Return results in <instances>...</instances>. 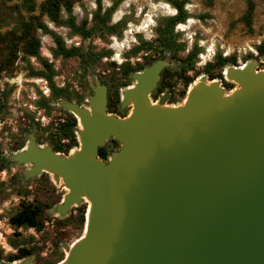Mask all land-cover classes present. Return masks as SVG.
Masks as SVG:
<instances>
[{"label": "water", "instance_id": "water-1", "mask_svg": "<svg viewBox=\"0 0 264 264\" xmlns=\"http://www.w3.org/2000/svg\"><path fill=\"white\" fill-rule=\"evenodd\" d=\"M171 64L157 60L133 73L120 108L108 112L109 88L89 82L88 106H59L80 122L69 155L34 134L9 160L48 173L68 190L55 212L65 217L87 199L86 232L58 264H264V70L230 67L227 94L202 77L183 105L151 95ZM121 149L100 158L108 141ZM0 264H32L31 259Z\"/></svg>", "mask_w": 264, "mask_h": 264}, {"label": "rangeland", "instance_id": "rangeland-1", "mask_svg": "<svg viewBox=\"0 0 264 264\" xmlns=\"http://www.w3.org/2000/svg\"><path fill=\"white\" fill-rule=\"evenodd\" d=\"M45 1L35 0L37 9L34 13H29L23 7L22 0H0V32L6 33L19 29L21 23L28 21L31 16H40V7ZM116 1L102 0L105 9L111 7ZM252 1L255 3V12L252 27L249 28L243 20L248 9V0H190L186 10L191 18L186 24H179L175 29V32L179 34L178 43L186 46L184 52L166 51L162 55L160 50L153 49L144 51L129 60L132 65L145 62L151 65L160 59L167 60L171 65L162 75L168 72L167 77L173 76L175 79L184 65L182 59L195 47L199 48L201 51L195 70L189 73L194 76L195 72H198L199 76L186 89V97L182 98L185 102L194 83L202 77H207L209 80L204 71L207 64L213 63L220 54L224 58L236 56V63L227 65L223 69V79H216L226 93L231 94L238 86L226 79L225 74L228 68H240L249 62H257L256 70H264V56H259L257 51V47L264 43V0ZM96 10L95 0H82L74 6V14L79 22L86 18L91 22ZM176 14L177 10L168 4L167 0H123L111 21V24L126 23L123 37L95 35L88 40H83L79 36L72 37L68 28L56 27L47 17H44V23L50 30L62 36L69 48L82 47L85 51L96 53L112 51L113 54L110 58H104L93 66L83 64L76 57L55 58L53 55V50L56 48L55 42L50 35L39 31L38 37L42 42L41 55L53 65L57 73L54 82L59 88L68 89L73 97L70 101L87 107L88 97L92 94L89 82L100 80L108 86L110 97L113 71L109 63L116 62L121 65L126 62L130 52L140 44L141 39L151 42L158 36L156 28L159 19ZM148 64L147 67L150 66ZM30 65L36 70L42 69L36 59H30ZM128 83L129 87L120 89L121 99L123 91L135 84L131 76ZM227 84L233 89L229 90ZM0 86L8 96L4 115L0 119V162L1 159L6 162V167L0 171V259L9 262V256L18 255L21 248L32 251L33 254L25 258L31 259L32 264L56 262L62 255L65 259L71 246L84 236L76 219L82 207L89 208V202L85 201L73 207L65 217L58 215L55 209L62 203L64 195L68 192L63 187V183L57 182L54 176L48 173L26 179L25 176L31 165L10 161L9 156L26 147L30 134L35 135L39 145L52 147L50 133L55 131L58 123H63L66 116L71 114L63 110L59 102L69 99L52 100L49 109L41 108V99L43 97L50 99L52 96L49 82L44 78L29 77L28 63L21 60L16 63V70L13 73L3 75ZM151 99L153 103H156L153 95ZM184 102L178 100V103L182 105ZM178 103L175 105L177 106ZM131 111L132 107L121 110L119 104L117 111L110 114L123 118L129 116ZM48 125H51L52 129L45 132L44 128ZM80 128L81 125L78 122L75 128L78 142ZM114 141L110 140L103 146L110 151L109 157L122 147V144L119 142L115 144ZM19 142H24V147L16 151L15 146ZM67 142L61 141L62 144ZM79 147L80 143L68 155ZM22 202H38L45 207L43 218L46 224L43 231L24 228L16 230L12 227L10 219L18 212ZM25 259L14 262H22Z\"/></svg>", "mask_w": 264, "mask_h": 264}, {"label": "trees", "instance_id": "trees-1", "mask_svg": "<svg viewBox=\"0 0 264 264\" xmlns=\"http://www.w3.org/2000/svg\"><path fill=\"white\" fill-rule=\"evenodd\" d=\"M82 0H46L40 7V16H31L28 21H23L19 29L8 31L6 33L0 32V81L3 79L4 74H11L16 70V63L18 60L28 63L29 77L32 78H44L49 82L52 96L50 99H41V108L49 109V104L52 100L69 99L73 97L69 94L68 89L59 88L55 82L54 77L57 75L53 65L41 55L42 42L38 37V32L41 31L45 35H50L56 44V48L53 50L55 58H79L85 65H96L104 58H110L113 54L112 51L92 52L85 51L82 47H68L62 36L49 29L44 23L43 18L47 17L50 23L56 27H65L70 30L72 37L79 36L83 40H88L100 35L105 36H117L123 37V31L126 27L125 22H118L111 24L112 16L116 13L119 5L123 0H117L111 7L104 8L102 0H95L97 4V10L93 13L91 22L88 18L79 22L77 16L74 14L75 4ZM174 9L177 10V14L172 17H165L158 20V27L156 28L157 37L149 42L141 39V42L136 46L129 54L127 61L121 65L116 62H110V68L113 71V79L110 86L109 97V113H115L118 105L121 104L120 89L129 87V77L133 73L141 72L146 69L148 63H137L132 65L130 62L131 57H137L142 52L150 50H160L162 55L166 51L184 52L186 46L178 43L179 34L175 32L176 27L179 24H186L188 19L191 18L190 14L186 10V5L190 0H167ZM23 7L29 12L34 13L37 9L35 0H22ZM255 12V3L252 0H248V9L243 18L245 24L251 28L253 24V17ZM200 49L195 47L185 58L182 59L183 67L180 73L167 77L166 72L163 75V81L159 92H162L166 87L172 86L173 80L181 82L184 89L177 92L176 97H173L172 102H176L179 99L186 97V89L194 82L199 76L198 72H195L194 76L189 75L190 72L195 70V65L200 53ZM259 56H264V43L257 47ZM253 57V56H251ZM36 59L42 69L36 70L30 65V59ZM237 61L236 56L222 57L218 55L213 63L207 64L204 71L208 75L209 80L223 79L222 71L230 64H235ZM150 65V64H148ZM119 69V72H117ZM228 89L232 90L233 87L227 84ZM8 96L2 91L0 86V119L4 115V106H6ZM78 125V120L72 114H68L63 123H58L55 131L50 133L52 137L51 146L57 153H68L75 147L79 146L78 138L75 135V128ZM51 125L44 128V131H50ZM68 141L62 144L61 141ZM115 144H119L114 141ZM24 147V142H19L15 146V150H21ZM110 151L107 148H100V158L107 160ZM6 167V162L1 159L0 171ZM87 207L80 209L79 216L77 217V223L79 228L85 231L87 221ZM45 207L41 203L36 202H22L18 212L10 219V224L16 230L35 229L41 232L45 229V220L43 214ZM33 253L29 249L21 248L18 255H11L8 258L9 262L25 259L31 256ZM64 259V256L56 262H50L49 264H58Z\"/></svg>", "mask_w": 264, "mask_h": 264}, {"label": "flooded vegetation", "instance_id": "flooded-vegetation-1", "mask_svg": "<svg viewBox=\"0 0 264 264\" xmlns=\"http://www.w3.org/2000/svg\"><path fill=\"white\" fill-rule=\"evenodd\" d=\"M162 81H163V75H162V79L160 81V83L158 84V88L156 89V91L152 94L154 96V99L156 102H159L161 97L163 96H168V100H167V105L166 106H170V107H176L175 103H178V101L176 102H172L173 97H176L177 92H180L181 90L184 89L183 84L181 82H176V80H173L172 82V86L170 88L166 87L162 92H159L161 85H162ZM182 87V89H181ZM183 101V99H180ZM182 105V103H178L177 106Z\"/></svg>", "mask_w": 264, "mask_h": 264}, {"label": "bare ground", "instance_id": "bare-ground-1", "mask_svg": "<svg viewBox=\"0 0 264 264\" xmlns=\"http://www.w3.org/2000/svg\"><path fill=\"white\" fill-rule=\"evenodd\" d=\"M245 66H246V64L243 65L242 67L238 68V69H243ZM225 75H226V74H225ZM195 84H198V82L195 83ZM133 86H134V85H133ZM133 86H131L130 88H127V89H132ZM193 86H194V85H193ZM192 88H193V87H192ZM192 88L189 90L190 92H191ZM235 90H237V88H236ZM235 90H234V91H235ZM234 91H233V92H234ZM190 92H188V94H189ZM233 92H232V93H233ZM232 93H231V94H232ZM185 102H186V100H185ZM185 102H184V103H185ZM153 105H156V103H153ZM131 114H132V111L130 112V115H131ZM130 115H129V116H130ZM79 123H80V122H79ZM80 125H81V124H80ZM81 128H82V126H81ZM85 201H88V200L85 199ZM88 202H89V201H88ZM89 209H90V202H89V208H88V210H89ZM87 218H88V212H87ZM85 232H86V227H85V231H84V233H85ZM74 244H75V243H74Z\"/></svg>", "mask_w": 264, "mask_h": 264}]
</instances>
